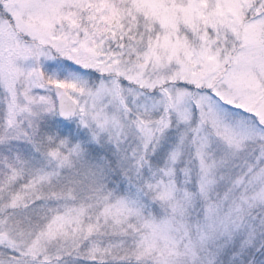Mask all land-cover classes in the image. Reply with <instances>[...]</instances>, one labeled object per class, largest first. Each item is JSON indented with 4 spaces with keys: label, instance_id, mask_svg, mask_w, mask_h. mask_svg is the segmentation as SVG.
<instances>
[{
    "label": "snow or ice",
    "instance_id": "6c2138e0",
    "mask_svg": "<svg viewBox=\"0 0 264 264\" xmlns=\"http://www.w3.org/2000/svg\"><path fill=\"white\" fill-rule=\"evenodd\" d=\"M0 264H264V0H0Z\"/></svg>",
    "mask_w": 264,
    "mask_h": 264
}]
</instances>
